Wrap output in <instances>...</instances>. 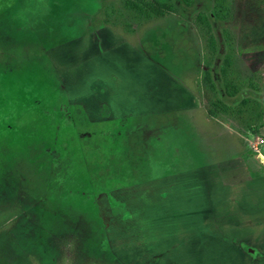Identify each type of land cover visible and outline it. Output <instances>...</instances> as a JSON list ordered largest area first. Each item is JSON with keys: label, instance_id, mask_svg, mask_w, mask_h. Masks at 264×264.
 Returning <instances> with one entry per match:
<instances>
[{"label": "rangeland", "instance_id": "1", "mask_svg": "<svg viewBox=\"0 0 264 264\" xmlns=\"http://www.w3.org/2000/svg\"><path fill=\"white\" fill-rule=\"evenodd\" d=\"M131 1L0 0V264H264V0Z\"/></svg>", "mask_w": 264, "mask_h": 264}, {"label": "crops", "instance_id": "2", "mask_svg": "<svg viewBox=\"0 0 264 264\" xmlns=\"http://www.w3.org/2000/svg\"><path fill=\"white\" fill-rule=\"evenodd\" d=\"M101 33H102V30H101ZM123 41H125V42H127L126 40H124L122 37L121 38H115L114 39V44H117L118 46H117V48L115 49V51H116V53L118 54V51L122 54V55H124L125 54V52H127L128 50H130V51H133L132 50V48H131V45H129L128 44V42H127V47L125 48V49H122V47H121V44L120 43H122ZM100 45V44H99ZM130 53V52H129ZM139 54V53H138ZM142 54V53H141ZM122 59H124V58H122ZM110 61H115L116 62V60H112V59H109ZM124 61H126V63L128 62V61H130V60H128L127 61V58L126 59H124ZM140 62V59L138 60V62H136V63H134L133 61H132V64L131 65H129V66H133V64H137V63H139ZM109 64V62L107 61L106 62V64ZM116 65L118 66V67H123L122 65H120L119 64V62L117 61V63H116ZM139 65H141V66H143L141 63L139 64ZM145 67L147 68L148 67V64L145 62ZM124 66H127L126 64L124 65ZM144 67V69H146ZM106 82V81H105ZM108 82V81H107ZM108 83H110V81L108 82ZM108 85V84H107ZM108 88H109V86H107ZM157 89H158V87H157ZM185 94H186V92H185ZM124 94L122 93V95L119 97V96H117V95H115V101H121V102H123V103H125L126 104V107H127V109H129V111L127 110L125 113H123L121 116H120V118H125L126 116H135V111L133 112V110L132 109H138V107H139V105L138 104H143V103H145L146 102V105H147V101H148V99L150 98L151 100H153V99H156V98H159V96L158 97H155L154 95L153 96H149V91L148 90H146V89H141L139 92H137L135 95L134 94H132V95H128L127 96V98L125 97V96H123ZM183 97V96H182ZM143 99H144V101H143ZM194 100H195V98H194ZM103 102V101H102ZM87 106H88V102L87 101H85L84 102ZM108 104V103H107ZM164 112H165V110H164ZM134 113V114H133ZM160 112H157V113H153L154 115L155 114H159ZM153 114H146V115H153ZM91 115V114H90ZM91 121H92V119H91ZM139 146H140V148H142V144H140L139 143ZM142 154H140V156H138V158L136 159V163H134V165L136 166V168H134V167H128L127 165L125 166L126 167V170H131L132 171V173H134V174H138L139 173V167H138V163L140 162V159H141V161L145 164V165H147L146 163H147V161L144 159V157H148L147 155H148V151H147V149L146 150H142ZM98 152L94 149V152H93V156L96 158L97 156H98V154H97ZM129 155V154H128ZM131 156V155H130ZM163 156H164V153H163ZM129 157V156H128ZM130 158V157H129ZM148 159V158H147ZM97 161H100L101 162V164H100V167H102V166H105L106 164H107V162L104 160V158L102 159L101 157H100V155H99V157L97 158V159H95L94 160V162H97ZM161 168V167H160ZM158 170V171H157ZM108 171V170H107ZM147 171V168H142L141 169V174H149V172H150V170L148 169V172H146ZM108 174H109V171L107 172ZM161 174L162 172L161 171H159V167H156V168H154L153 169V172H152V174ZM106 174V173H105Z\"/></svg>", "mask_w": 264, "mask_h": 264}, {"label": "trees", "instance_id": "3", "mask_svg": "<svg viewBox=\"0 0 264 264\" xmlns=\"http://www.w3.org/2000/svg\"><path fill=\"white\" fill-rule=\"evenodd\" d=\"M137 1H142V3L145 5V7L147 8V16H151V15H163L165 10H173V6L171 5H167L165 3H161L158 0H137ZM131 5H134L133 0L131 1ZM226 8L221 7V6H217L214 9L215 15L220 18V19H224L225 16L227 15L226 13ZM198 20L200 21H204L206 24H208L207 19L204 16L199 15L198 16ZM212 47H214L213 42H212ZM205 78L207 82H210V74L206 73L205 74Z\"/></svg>", "mask_w": 264, "mask_h": 264}]
</instances>
